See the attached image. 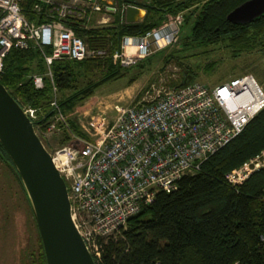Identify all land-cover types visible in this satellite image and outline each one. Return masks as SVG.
<instances>
[{"label": "built area", "instance_id": "obj_1", "mask_svg": "<svg viewBox=\"0 0 264 264\" xmlns=\"http://www.w3.org/2000/svg\"><path fill=\"white\" fill-rule=\"evenodd\" d=\"M128 4L119 0H0V74L12 48L36 50L43 59L45 73L30 78L35 89L43 87L44 78L49 79L52 115L36 131L45 139L52 163L64 179L71 217L96 260L101 240L115 238L127 219L149 205L157 191L175 189L182 175L197 171L264 108L261 86L246 74L212 87L193 82L157 90L146 102L115 105L111 112L97 109L87 120H77L83 135L71 132L57 106L49 65L56 58L79 61L108 56L107 48H89L69 28L76 23L78 28H87L93 15L100 16L97 25L106 24L110 15H118L119 22L125 23ZM182 20L178 12L143 35L122 36L110 58L127 68L165 49L174 41ZM37 111L24 109L30 120H36ZM62 128L70 136L60 144ZM52 135L54 144L49 142ZM263 166L264 149L226 172L224 180L237 188Z\"/></svg>", "mask_w": 264, "mask_h": 264}, {"label": "trees", "instance_id": "obj_2", "mask_svg": "<svg viewBox=\"0 0 264 264\" xmlns=\"http://www.w3.org/2000/svg\"><path fill=\"white\" fill-rule=\"evenodd\" d=\"M119 1L135 6L139 3ZM244 1L148 0L143 6L146 15L174 16L185 11L184 21L190 24L188 39L192 42L225 43L233 57L255 49L264 56V14L247 25L231 24L225 19ZM117 18L118 22L111 25L84 29L76 23L69 29L89 48H107L110 55L122 36H140L156 27L145 18L134 24L120 23ZM109 55L79 61L56 58L49 65L57 106L75 134L83 135L77 121L68 118L61 107L83 102L101 84L127 75ZM45 70L38 51L12 48L3 59L0 74V84L22 109L38 110L36 120H31L35 129H43L52 115L49 79L44 78L43 87L35 89L30 78ZM128 76L126 85H131L136 78L133 73ZM193 80L192 71L184 67L177 88ZM69 136L62 128L58 142H66ZM262 149L264 108L197 171L182 175L175 189L157 191L149 205L127 219L115 238L101 240V254L98 260L94 258L95 264H264V166L237 188L224 180L226 172ZM0 160L8 167L9 158L1 144ZM38 242L37 252H28L23 264H46L39 234Z\"/></svg>", "mask_w": 264, "mask_h": 264}, {"label": "rangeland", "instance_id": "obj_3", "mask_svg": "<svg viewBox=\"0 0 264 264\" xmlns=\"http://www.w3.org/2000/svg\"><path fill=\"white\" fill-rule=\"evenodd\" d=\"M184 14L178 34L170 46L125 68L127 75L101 84L85 101L73 102L68 107L62 106V112L70 119L85 121L97 109L111 112L109 110L115 105L126 107L138 101L146 102L157 90L177 88L184 67L192 71L194 82L207 87L250 74L264 92V56L261 53L255 49L233 57L225 43L203 45L190 41V24L184 21ZM109 17L106 24L97 25L95 21L100 16L93 15V23L84 29L118 22L117 15ZM172 18V13H147L145 16L147 22L155 26L163 25ZM132 73L136 79L131 85H126L130 77L128 75ZM49 142H56L53 135ZM38 243L36 224L27 196L10 168L0 160V264H23L28 252H37Z\"/></svg>", "mask_w": 264, "mask_h": 264}, {"label": "water", "instance_id": "obj_4", "mask_svg": "<svg viewBox=\"0 0 264 264\" xmlns=\"http://www.w3.org/2000/svg\"><path fill=\"white\" fill-rule=\"evenodd\" d=\"M107 3V0H103ZM264 14V0H246L225 17L247 25ZM140 8L127 5L124 22H139ZM24 109L0 84V144L8 167L24 190L36 224L46 264H95L72 217L63 177L52 163L44 138Z\"/></svg>", "mask_w": 264, "mask_h": 264}, {"label": "crops", "instance_id": "obj_5", "mask_svg": "<svg viewBox=\"0 0 264 264\" xmlns=\"http://www.w3.org/2000/svg\"><path fill=\"white\" fill-rule=\"evenodd\" d=\"M139 3H140V5H139ZM139 3L136 6L140 8V19L141 20L139 22H141L145 18V16H146V10H145V8L143 6L144 1L143 0H140ZM141 13H142V15H141ZM181 13L183 14V13H185V11H181Z\"/></svg>", "mask_w": 264, "mask_h": 264}, {"label": "bare ground", "instance_id": "obj_6", "mask_svg": "<svg viewBox=\"0 0 264 264\" xmlns=\"http://www.w3.org/2000/svg\"><path fill=\"white\" fill-rule=\"evenodd\" d=\"M135 6V5H134Z\"/></svg>", "mask_w": 264, "mask_h": 264}]
</instances>
